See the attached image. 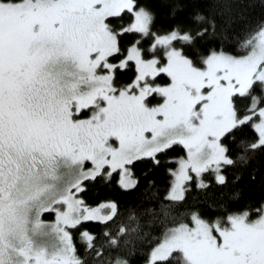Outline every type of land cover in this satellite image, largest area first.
Listing matches in <instances>:
<instances>
[{"label": "snow or ice", "instance_id": "obj_1", "mask_svg": "<svg viewBox=\"0 0 264 264\" xmlns=\"http://www.w3.org/2000/svg\"><path fill=\"white\" fill-rule=\"evenodd\" d=\"M216 2L224 4L221 15L231 11L230 0ZM192 19L201 26L195 32L159 35L138 0H0V264H88L103 256L93 234L80 233L81 252L69 231L117 215L115 203L90 208L78 198L85 181L119 172L120 186L135 188L126 166L145 158L158 166L157 156L174 146L186 158L167 161L176 168L168 169L169 203L160 205L163 231L150 264H264V203L220 206L215 219L186 207L172 215L187 203L193 173L198 190L210 186L205 173L226 186L225 167L264 152V22L234 55L214 18L198 12ZM134 33L152 42L128 47L125 34ZM210 38L220 39L219 48L200 52L197 42ZM125 69L134 79L122 83ZM162 75L170 78L165 86ZM241 98L250 100L244 112ZM245 126L256 139L240 140L233 159L224 141Z\"/></svg>", "mask_w": 264, "mask_h": 264}, {"label": "trees", "instance_id": "obj_2", "mask_svg": "<svg viewBox=\"0 0 264 264\" xmlns=\"http://www.w3.org/2000/svg\"><path fill=\"white\" fill-rule=\"evenodd\" d=\"M138 4L152 11L153 31L159 35L168 34L176 28L182 32L189 29L195 32L201 27L193 23L192 19L198 12L207 18H214L217 36L222 34L232 38L230 43L224 45V50L234 55L242 54L236 52L237 44L243 41L247 33L253 32L257 24L264 22V0H230L231 11L223 15L220 13L223 12L224 4L217 3L216 0H138ZM130 22L131 20L127 18L121 21L125 26ZM138 40L145 47L152 42L150 39H141L138 33L125 34L124 43L128 47ZM220 43L219 38H210L207 41H198L197 47L200 52H206L208 47L219 48ZM173 45L182 47L179 41H173ZM185 51L192 55L191 50ZM119 79L122 83L130 82L134 79V69L122 70ZM249 104L248 98H241L237 107L244 112ZM255 139L256 135L251 128L245 126L242 130H237L235 141L227 139L224 141L229 148L228 155L235 159L239 151L237 147L239 141ZM185 152L182 146H174L166 155L157 156L160 160L158 166L148 158L133 162L132 172L138 183L132 189L125 190L120 186L117 173L112 174L108 181L101 177H97L95 181H85L86 189L79 193V198L87 206L94 208L115 203L118 209L117 215L106 224L87 221L75 229H69L74 243L81 252L83 241L80 233L88 231L95 236V245L100 248L103 256L89 257L88 264H105L106 261H112L114 264L117 259L126 260L128 264L147 263L150 252L159 243L163 231L159 224V220L162 219L160 205L169 203L163 199L172 179L168 169H173L176 165L167 161L178 159L184 156ZM224 174L228 183L226 186H218L212 177L205 173L204 178L210 184L206 190L196 188L195 174H192L194 180L191 182V191L186 193L187 203L180 209H173L172 215L186 207L199 209L206 219H215L223 215L220 206L223 209L240 211L251 210L264 203V152L258 153L246 163L237 161L235 166L225 167ZM149 182H153V186L150 187ZM133 214L136 216L135 221L129 219ZM255 215L253 212L252 216ZM137 222L139 226L136 231H131ZM121 228L125 229L124 234H120ZM110 239H116L117 245H111Z\"/></svg>", "mask_w": 264, "mask_h": 264}, {"label": "rangeland", "instance_id": "obj_3", "mask_svg": "<svg viewBox=\"0 0 264 264\" xmlns=\"http://www.w3.org/2000/svg\"><path fill=\"white\" fill-rule=\"evenodd\" d=\"M162 51L163 50H161V53H162ZM158 80H159V83L162 85V86H165V85H167L169 82H170V78H168V77H166V76H163L162 75V77H158L157 78ZM160 102H162V98H157L156 100H153V104H157V103H160ZM186 151V150H185ZM182 157H185L186 158V152H185V154H184V156H182ZM126 167H128L130 170H131V174H132V177L136 180V178L133 176V172H132V164H130V165H127ZM176 168V166L173 168V170ZM104 171L105 172H107V171H109V169L108 168H105L104 169ZM117 173V175H118V181L120 180V174H119V172H116ZM112 174H114V173H112ZM194 174V173H193ZM79 194H78V198H79ZM79 199H81V198H79ZM85 204V203H84ZM86 205V204H85ZM99 207V206H98ZM92 208V207H91ZM94 208H96V207H94ZM104 211L106 212V210L104 209ZM43 219H45L46 221H48V222H54V216L53 215H51V214H45L44 215V217H43ZM146 264H150V256H149V259H148V261H147V263Z\"/></svg>", "mask_w": 264, "mask_h": 264}]
</instances>
